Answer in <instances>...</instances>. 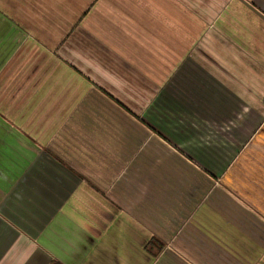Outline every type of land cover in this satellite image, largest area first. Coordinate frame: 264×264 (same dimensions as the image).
Segmentation results:
<instances>
[{"label": "crops", "instance_id": "1", "mask_svg": "<svg viewBox=\"0 0 264 264\" xmlns=\"http://www.w3.org/2000/svg\"><path fill=\"white\" fill-rule=\"evenodd\" d=\"M264 264V0H0V264Z\"/></svg>", "mask_w": 264, "mask_h": 264}, {"label": "trees", "instance_id": "2", "mask_svg": "<svg viewBox=\"0 0 264 264\" xmlns=\"http://www.w3.org/2000/svg\"><path fill=\"white\" fill-rule=\"evenodd\" d=\"M50 264H61V263L58 261H52Z\"/></svg>", "mask_w": 264, "mask_h": 264}]
</instances>
